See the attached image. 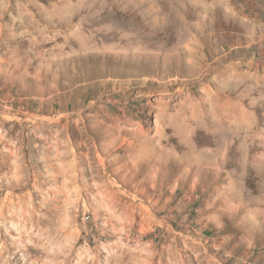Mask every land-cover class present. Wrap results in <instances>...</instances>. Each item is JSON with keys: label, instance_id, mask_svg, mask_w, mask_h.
<instances>
[{"label": "rangeland", "instance_id": "rangeland-1", "mask_svg": "<svg viewBox=\"0 0 264 264\" xmlns=\"http://www.w3.org/2000/svg\"><path fill=\"white\" fill-rule=\"evenodd\" d=\"M0 264H264V0H0Z\"/></svg>", "mask_w": 264, "mask_h": 264}]
</instances>
